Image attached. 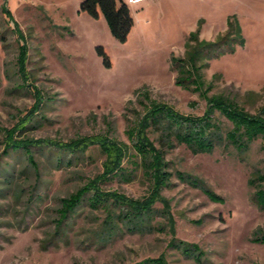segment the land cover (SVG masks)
Masks as SVG:
<instances>
[{
	"label": "rangeland",
	"instance_id": "obj_1",
	"mask_svg": "<svg viewBox=\"0 0 264 264\" xmlns=\"http://www.w3.org/2000/svg\"><path fill=\"white\" fill-rule=\"evenodd\" d=\"M82 1L0 0V264H143L158 258L167 264H264V244L254 241L264 234V212L250 185L264 174V142L240 151L225 141L211 153L195 154L177 142L164 147L162 132L146 125L154 103L185 116L212 111L200 92L177 84L173 58L185 56L192 32L201 28V39L215 41L232 17L245 43L215 57L204 54V90L212 85L209 97L260 114L264 0L127 4L135 25L125 42L112 35L102 13L82 10ZM212 115L224 134L232 128L218 110ZM136 129L163 150L173 174L168 187L158 189L144 168L134 169L130 131ZM27 138L53 142L32 148L37 168L24 152L8 149L13 139ZM120 167L133 175L130 181L117 174ZM92 181L109 207L86 201L60 223L62 200ZM116 199L130 206L153 201L150 226L128 229Z\"/></svg>",
	"mask_w": 264,
	"mask_h": 264
},
{
	"label": "trees",
	"instance_id": "obj_2",
	"mask_svg": "<svg viewBox=\"0 0 264 264\" xmlns=\"http://www.w3.org/2000/svg\"><path fill=\"white\" fill-rule=\"evenodd\" d=\"M81 9L94 17H99L100 13H102L112 35L122 42L128 39L135 25L134 17L124 0H83ZM201 31L202 29L198 28L190 34L186 43L184 57L173 58L177 70L176 82L183 88L200 92L213 106L212 111L201 117L185 116L170 107L154 103L149 110L146 125L162 132L165 140L164 147L172 148L173 142H177L187 145L195 154L211 153L218 144L227 141L240 151H248L255 141L261 139L264 142V107L259 115H252L222 96L209 97L208 92L212 89V85H209L208 89L204 90V87L207 86L204 77L206 68V64L203 62L204 54L208 53L209 55L213 52L212 57H215L226 51H235L237 44L244 45L245 40L241 26L235 17L230 18L228 30L224 34L219 35L215 41L201 39ZM100 53L105 56V62L108 63L105 52L100 49ZM26 55L27 51L22 49L19 58L22 69L26 62ZM22 74L24 78H27L24 70ZM214 110L221 112L232 124V128L225 134L221 125L212 115ZM130 136L134 140V146L137 151L136 155H134L136 157H133L134 169L144 168L158 189L168 187L173 174L167 169L168 163L165 161L163 150L155 149L146 137L138 135L137 129L131 130ZM43 144H53V142L29 138L18 142L13 139L9 143L8 149L14 152H24L31 164L37 168L38 164L32 148L36 145L41 148ZM60 148L72 153L76 152L75 149H70V146L61 145ZM137 158L141 159L140 164L137 162ZM63 160V158H58V164L61 165ZM71 163V161L68 162V164ZM117 174L122 177L126 176L125 178L128 181L133 178V175H129V172L121 167L120 172ZM179 176L188 180V177L183 176L181 173H179ZM193 184L205 191L211 199L215 201L221 200V197L206 189L203 185ZM250 185L255 188L254 199L256 204L264 212V174H259L252 178ZM90 192L92 195L86 200V196ZM102 195L103 193L99 190L97 183L92 181L74 194L64 198L62 200V209L60 210V223L69 217H73L86 201L94 208L105 207L107 209L110 200ZM151 202L147 205L130 206L126 201L116 199L114 200V205L122 209V213L118 217L126 222L128 229L143 231L147 226H150L147 222L151 221L149 217L152 213ZM126 208H128V211H124ZM254 241L264 244V234L257 236ZM184 253L196 260H200V254L192 250L185 249ZM143 264H167V262L162 258H158L145 261Z\"/></svg>",
	"mask_w": 264,
	"mask_h": 264
},
{
	"label": "built area",
	"instance_id": "obj_3",
	"mask_svg": "<svg viewBox=\"0 0 264 264\" xmlns=\"http://www.w3.org/2000/svg\"><path fill=\"white\" fill-rule=\"evenodd\" d=\"M145 0H127L128 5H139L143 3Z\"/></svg>",
	"mask_w": 264,
	"mask_h": 264
}]
</instances>
